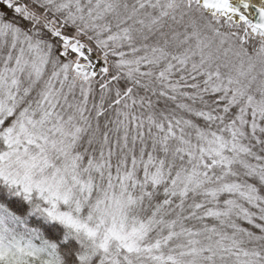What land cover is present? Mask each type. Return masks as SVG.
<instances>
[{"label": "trees", "instance_id": "1", "mask_svg": "<svg viewBox=\"0 0 264 264\" xmlns=\"http://www.w3.org/2000/svg\"><path fill=\"white\" fill-rule=\"evenodd\" d=\"M82 3L99 6L88 27L63 0H0V22L48 49L40 78L22 74L21 110L49 81L81 128V218L122 193L137 244L104 245L59 216L65 205L0 174V264H264L263 35L198 0ZM75 35L105 68L63 81L57 68L75 56L63 43ZM8 49L0 39V68ZM8 148L0 133V168Z\"/></svg>", "mask_w": 264, "mask_h": 264}, {"label": "rangeland", "instance_id": "2", "mask_svg": "<svg viewBox=\"0 0 264 264\" xmlns=\"http://www.w3.org/2000/svg\"><path fill=\"white\" fill-rule=\"evenodd\" d=\"M83 1L63 0V3L65 7L75 8L72 10L74 15L81 13L86 17L87 25L84 26L88 27L93 25L100 11L97 3L91 7L83 4ZM20 9L26 10V6ZM208 13L224 16L217 12ZM56 32L60 34L57 26ZM77 35L65 39L63 43L65 53H75L67 63L57 68L59 72L55 75L63 81L69 72L78 80H86L105 68L102 57L92 52ZM0 39L10 42L7 58L0 68V125L6 117L16 115L15 124L0 132L9 146L2 157L0 174L12 183L20 184L27 192H37L54 207L65 205L67 210L59 212V216L71 225L100 235L104 245L116 241L124 246H135L140 230L124 218L123 211L128 198L122 193L101 199L87 217L81 218L82 203L87 194L84 190L86 170L81 166V156L75 153L81 128L74 117H64L62 96L59 92H52L55 83L49 86L47 82L48 88L43 92L38 105H29L21 110L24 99V95L19 96L22 74L30 71L35 79L40 78L48 64V49L35 44L17 28L1 22ZM10 58L14 60L10 61Z\"/></svg>", "mask_w": 264, "mask_h": 264}, {"label": "water", "instance_id": "3", "mask_svg": "<svg viewBox=\"0 0 264 264\" xmlns=\"http://www.w3.org/2000/svg\"><path fill=\"white\" fill-rule=\"evenodd\" d=\"M200 3L208 12H217L224 16H227L226 13L234 12L238 9L242 10H239L241 17L238 20H234L237 22L245 21L251 28L259 31L264 36V9L262 7L255 4H249L244 0L236 5L232 3L231 0H200ZM248 9L252 10V17H248L246 13L243 12V10L245 11Z\"/></svg>", "mask_w": 264, "mask_h": 264}, {"label": "bare ground", "instance_id": "4", "mask_svg": "<svg viewBox=\"0 0 264 264\" xmlns=\"http://www.w3.org/2000/svg\"><path fill=\"white\" fill-rule=\"evenodd\" d=\"M243 0H231L232 3H234L235 5L238 4L239 2H241ZM244 1H247L249 4H255V5H258L260 7H262L264 9V0H244ZM240 9L234 11V12H230V13H226L227 16L233 18V19H236L238 20L241 15H240V12H239ZM242 11V10H240ZM243 12L246 13V15L248 17H252L253 16V12L251 9H248V10H243Z\"/></svg>", "mask_w": 264, "mask_h": 264}]
</instances>
